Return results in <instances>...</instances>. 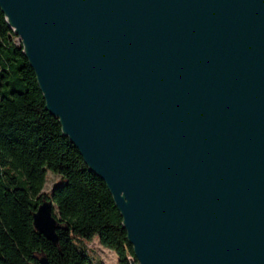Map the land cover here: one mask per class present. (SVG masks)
Here are the masks:
<instances>
[{
    "label": "water",
    "instance_id": "95a60500",
    "mask_svg": "<svg viewBox=\"0 0 264 264\" xmlns=\"http://www.w3.org/2000/svg\"><path fill=\"white\" fill-rule=\"evenodd\" d=\"M129 264H264V0H0ZM48 200L33 214L58 241ZM39 264H50L45 256Z\"/></svg>",
    "mask_w": 264,
    "mask_h": 264
},
{
    "label": "trees",
    "instance_id": "16d2710c",
    "mask_svg": "<svg viewBox=\"0 0 264 264\" xmlns=\"http://www.w3.org/2000/svg\"><path fill=\"white\" fill-rule=\"evenodd\" d=\"M0 12V264L7 244L26 249L22 264H92L85 241L97 237L119 264H129L132 246L105 183L85 166L59 123L45 109L35 74ZM62 184L43 191L47 171ZM48 200L57 220V242L33 225V214Z\"/></svg>",
    "mask_w": 264,
    "mask_h": 264
},
{
    "label": "rangeland",
    "instance_id": "374dc122",
    "mask_svg": "<svg viewBox=\"0 0 264 264\" xmlns=\"http://www.w3.org/2000/svg\"><path fill=\"white\" fill-rule=\"evenodd\" d=\"M16 42L17 44L19 43L18 38H16ZM63 181L64 179L61 175L48 170L43 191L49 193L53 186L62 184ZM85 244L86 248L89 250V254L93 258L92 264H119L116 254L112 250L101 245L97 237H94L90 241H85ZM28 259V250L17 248L13 243L7 244V264H22L24 260Z\"/></svg>",
    "mask_w": 264,
    "mask_h": 264
},
{
    "label": "bare ground",
    "instance_id": "6f19581e",
    "mask_svg": "<svg viewBox=\"0 0 264 264\" xmlns=\"http://www.w3.org/2000/svg\"><path fill=\"white\" fill-rule=\"evenodd\" d=\"M16 36V35H15ZM18 38V36H16ZM18 41H19V38H18ZM19 44V43H18Z\"/></svg>",
    "mask_w": 264,
    "mask_h": 264
}]
</instances>
